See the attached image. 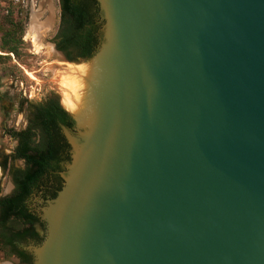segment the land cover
Returning a JSON list of instances; mask_svg holds the SVG:
<instances>
[{"label": "water", "instance_id": "water-1", "mask_svg": "<svg viewBox=\"0 0 264 264\" xmlns=\"http://www.w3.org/2000/svg\"><path fill=\"white\" fill-rule=\"evenodd\" d=\"M95 1L31 264H264V0Z\"/></svg>", "mask_w": 264, "mask_h": 264}, {"label": "trees", "instance_id": "trees-1", "mask_svg": "<svg viewBox=\"0 0 264 264\" xmlns=\"http://www.w3.org/2000/svg\"><path fill=\"white\" fill-rule=\"evenodd\" d=\"M61 1L64 8L56 33V37L60 38L57 47L65 53L68 61L87 60L94 55L100 42L98 5L95 0ZM0 33V50L6 54L0 59L9 58L10 54L17 57L21 22L14 20L11 14L3 16ZM35 107L42 131L38 132L34 125L29 124L26 130H11L9 134L10 138L18 140L13 159L23 160L25 166L14 173L15 190L12 196H0V226L6 224V231L16 237L32 234V240L39 245L44 240L45 229L43 233L38 231L39 219L30 199L37 193L46 196L55 186L50 193L53 199L60 190L63 181L59 174L70 160V147L58 132L56 124L68 129H72L74 124L54 98H48ZM7 256H16L22 264H31L30 257L24 252L12 250Z\"/></svg>", "mask_w": 264, "mask_h": 264}, {"label": "rangeland", "instance_id": "rangeland-1", "mask_svg": "<svg viewBox=\"0 0 264 264\" xmlns=\"http://www.w3.org/2000/svg\"><path fill=\"white\" fill-rule=\"evenodd\" d=\"M48 2L49 0H0V22L2 17L8 14H11L14 20L21 22L18 56L10 54L9 58L0 59V102L3 98L9 99L14 96L16 103L19 98L31 104H38L45 99L54 98L59 105H62L60 90L55 83V73L64 70L67 63L59 56L54 57L53 53L49 52L50 47L48 46L53 44L50 39L55 33L56 25L48 36L46 34V41L38 44L40 47L35 46L33 33L30 30L32 13H35V10L40 7H44ZM35 3L36 6H34ZM41 16L42 14L39 17ZM45 19L43 17L40 21ZM5 55L0 50V56ZM81 63L74 62L72 65L79 66ZM4 120H8L6 125L8 130H18L19 127L24 126L21 113L10 111L6 115L0 114V161L1 156L9 155L15 145L6 132H3L1 125ZM9 164L8 161L7 166ZM13 164L16 168L22 166L19 160L13 161ZM11 190L12 184L6 167L0 166V195H8ZM0 264L18 263L13 257L8 256L6 259L0 260Z\"/></svg>", "mask_w": 264, "mask_h": 264}, {"label": "flooded vegetation", "instance_id": "flooded-vegetation-1", "mask_svg": "<svg viewBox=\"0 0 264 264\" xmlns=\"http://www.w3.org/2000/svg\"><path fill=\"white\" fill-rule=\"evenodd\" d=\"M36 3H35L34 6H36ZM63 8H64V6H63L61 0H49V2L44 7H40L39 9L35 10L36 11L35 13H37L38 16H40L42 14L41 17H38V21H40L43 17L44 18H48L49 16L52 17L51 18L52 19L51 28H50L49 31H47L48 33L46 32L47 36H48L49 32L52 31V29H54L55 25H56V30H55V33H54L53 37L50 39V41L54 45V47H53L54 49L52 48V46L50 44L51 47L49 48V51L51 53H56V54H57V52H59L66 58L65 53L63 51H61L57 47V44L59 43L60 38L56 37V33H57V30H58V26L60 24ZM41 11H42V13H41ZM35 13L33 12L32 14H35ZM50 13H53V16ZM46 34L42 37V39L39 42L43 43V42L46 41V39H47ZM46 100H48V99H45L44 101H46ZM35 105L36 104L27 103L22 98H19L18 102L16 103V100H15L14 96L9 98V99H4L3 98V99H1V102H0V114H5L6 115L10 111L19 112V113L22 114L23 121H24V126L23 127H19L18 130H14L15 132H20V131L26 130V128H27V126L29 124L34 125L37 128V131L40 132L42 130H40V128H39L40 127L39 126V120L37 118ZM7 121L4 120L1 126H2V129H3V132H6V135H8V137L10 138L9 134H11L10 133L11 129H9V130L6 129ZM61 126L62 125H60V124H56V128L58 129V132L60 133V135L64 138L65 142L67 143V141L65 139V136H64V134H63V132L61 130ZM62 127H64V126H62ZM64 128H66V127H64ZM66 129L69 130L68 128H66ZM10 139H12V138H10ZM12 141L15 142V145H14L12 151L9 152V155H2L1 156V161H0V166H2L4 168L6 167L7 173L9 175V177H10V180H11L12 190H11V192L8 195H4V196L0 195L1 197L12 196V194L14 193V190H15V183H14L15 175H14V173H15L16 169H19V168L24 169V166H25L24 165V161L20 160V159H19V161L22 163V166L19 167V168H16L14 166L13 161H15V160L13 159V155H14V150H15V148L18 145V140H16V139L13 140L12 139ZM8 161H9L10 164L7 166V162ZM63 168H64V166H63ZM62 172H64V169H63ZM62 172H60V174H59V177H60L61 181H62V178H61V173ZM52 187H53V185H52ZM55 188H56L55 186L53 188H51V190L49 191V193L46 196L39 195L38 193L35 194V195H32L33 197L31 196L32 197L30 199L31 206L35 210V214L37 215V217L39 219V225H38L37 228H38V231H40V233L44 232L45 224L39 217L38 209L43 205L44 201L51 199L50 198V195H51L50 193H51L52 189H55ZM36 198L39 199L38 200L39 202L36 201L34 203ZM40 201L42 203H40ZM3 228H5V229H3ZM10 237H12V239H9ZM32 237H33L32 234H30V236H25V237H16L12 233H10L9 231H6V224H4L3 227L0 226V250L4 253V255H7V253L12 252V250L18 251V252H24L30 257L31 263H32L33 255L28 250V247L30 245H37L32 240ZM1 248H3V249H1ZM11 257H13L17 261L18 264H22L18 257H16V256H11Z\"/></svg>", "mask_w": 264, "mask_h": 264}, {"label": "bare ground", "instance_id": "bare-ground-1", "mask_svg": "<svg viewBox=\"0 0 264 264\" xmlns=\"http://www.w3.org/2000/svg\"><path fill=\"white\" fill-rule=\"evenodd\" d=\"M50 14H52L53 16V13H50ZM38 17L39 16L37 13L32 14L31 20H30V30L33 33V42L35 43L36 47L38 46L39 43H41L39 41L46 34V32L50 30L51 24H52L51 16H49L48 18H46L44 21H41V22L38 21ZM48 46L51 47L52 45L51 46L48 45ZM52 55L56 58L59 56L56 53H53ZM77 67L78 66H73L72 64L70 65L67 64L66 67L63 68L64 70L58 71L55 73L56 74L55 83L57 84L60 90L62 105H64L68 101V97L70 94V88H71V82H72L73 75Z\"/></svg>", "mask_w": 264, "mask_h": 264}]
</instances>
